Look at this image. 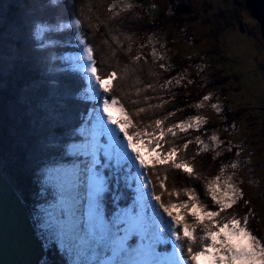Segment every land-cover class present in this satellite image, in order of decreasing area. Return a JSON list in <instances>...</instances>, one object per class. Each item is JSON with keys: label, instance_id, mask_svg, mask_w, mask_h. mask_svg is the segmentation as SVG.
<instances>
[{"label": "snow or ice", "instance_id": "obj_1", "mask_svg": "<svg viewBox=\"0 0 264 264\" xmlns=\"http://www.w3.org/2000/svg\"><path fill=\"white\" fill-rule=\"evenodd\" d=\"M63 7L68 9L67 22L57 28L73 32L83 45L80 54L65 59L87 80L82 99L96 103L84 120H71L43 104L38 119L29 120L35 186L29 217L43 251L48 253L54 246L53 254L63 264H264V236L250 229L248 215L238 217L227 211L243 198L230 177L222 182L216 176L203 185L211 198L208 204L194 188L169 190L168 175H161L174 169L200 179L188 160L178 155L193 141L181 148L167 137L189 129L199 131L206 120L190 116L169 126L166 121L175 115L170 111L147 128L134 123L116 96H104L113 91L117 72L98 74L93 47L75 31L84 23L75 0H63ZM152 55L157 56L155 48ZM174 79L180 86L182 78ZM172 83L169 80L162 87ZM210 99V95L203 97ZM212 107L221 111L216 104ZM211 140L223 143L216 135ZM195 142L202 151L209 150L199 136ZM181 193L187 198L173 202L171 197ZM165 194L167 202L162 199ZM16 196L27 205L21 192ZM39 264L51 262L45 255Z\"/></svg>", "mask_w": 264, "mask_h": 264}, {"label": "rangeland", "instance_id": "obj_2", "mask_svg": "<svg viewBox=\"0 0 264 264\" xmlns=\"http://www.w3.org/2000/svg\"><path fill=\"white\" fill-rule=\"evenodd\" d=\"M243 1L98 0L103 21L115 26L118 52L99 48L107 64L117 72L119 87L120 78L131 82L128 71L136 70V88L149 91V106L154 101L156 107L163 105L152 113H161L162 117L167 115L166 107L164 102L156 101L163 95L161 85L155 86L160 84V63L174 65L178 77L182 78L180 89L191 95H188L191 111L186 119L200 116L206 123L199 131L178 132L177 137L167 139L181 148L188 140L193 141L178 155L203 172L202 185L216 176H220L222 182L230 177L243 198L233 206L238 213L232 211L233 208L227 211L238 217L249 215L250 229L257 234L254 229L257 227L259 236H264V43ZM114 3L116 8L111 7ZM82 48L79 53L68 56L80 54ZM154 48L156 57L152 55ZM84 80L87 87L85 77ZM125 87L124 93H129ZM116 90L121 97L123 91ZM205 95H210L211 99L204 101ZM95 103L92 102L87 114ZM201 103L203 107H195ZM213 104L221 111L217 112ZM114 114L120 116L115 109ZM179 121L170 120L166 124L170 126ZM213 135L223 143L212 141ZM197 136L209 145L208 151H200L201 145L195 142ZM233 163L237 167L232 168ZM168 181L170 186L171 180Z\"/></svg>", "mask_w": 264, "mask_h": 264}, {"label": "trees", "instance_id": "obj_3", "mask_svg": "<svg viewBox=\"0 0 264 264\" xmlns=\"http://www.w3.org/2000/svg\"><path fill=\"white\" fill-rule=\"evenodd\" d=\"M75 2L84 21L82 27L75 31L84 37L85 43L93 47L98 74L106 76L115 70L112 65L107 64L100 48L118 52L117 33L113 32L115 26L110 21H103L98 0ZM67 14L68 9L63 7V0H0V170L14 192L23 194L28 214L35 192L31 173L33 161L29 160V153L33 152L34 137L27 134L29 120L38 119L42 104L71 120H84L92 105V102L82 99L86 87L83 75L73 70L70 61L64 58L69 54L79 53L83 46L73 32L57 28L58 23L67 22ZM41 29L43 31H39ZM162 64L165 65L163 61L160 65ZM160 68V84L155 86L161 85V94L168 99L160 95L156 101H167L164 103V111L175 112L166 123L176 119L185 120L189 110L191 111L188 104L189 93L187 95L180 86L175 85L174 78L179 77L173 64ZM128 74L133 82L121 77L119 87L115 77L113 91L108 96L117 97L134 123H139L142 128L152 126L155 119H163L162 114H152L157 107L155 101L149 106V91L142 87L136 88V70H129ZM169 80L173 81L172 85L162 87ZM116 82L117 88L123 91V101L117 93ZM125 86L129 93H124ZM130 108L133 112L129 111ZM141 108L145 111L140 112ZM193 169L200 176L199 180L174 169L168 173L161 172V175L166 174L171 180L170 186V181L166 182L169 190L194 188L202 202L211 204V198L202 185L203 172L200 173L196 164ZM155 190L157 193L161 191L158 187ZM186 198L182 193L177 198L171 197L173 202ZM162 199L167 202L169 197L165 194ZM108 207L110 210V201ZM232 211L237 212L236 208ZM254 229L259 236L257 227ZM53 252L54 246L43 256L47 255L51 264H63L61 257Z\"/></svg>", "mask_w": 264, "mask_h": 264}, {"label": "water", "instance_id": "obj_4", "mask_svg": "<svg viewBox=\"0 0 264 264\" xmlns=\"http://www.w3.org/2000/svg\"><path fill=\"white\" fill-rule=\"evenodd\" d=\"M243 6L264 43V0H244ZM43 255L26 207L9 183L0 179V264H38Z\"/></svg>", "mask_w": 264, "mask_h": 264}, {"label": "bare ground", "instance_id": "obj_5", "mask_svg": "<svg viewBox=\"0 0 264 264\" xmlns=\"http://www.w3.org/2000/svg\"><path fill=\"white\" fill-rule=\"evenodd\" d=\"M45 253V252H44Z\"/></svg>", "mask_w": 264, "mask_h": 264}]
</instances>
